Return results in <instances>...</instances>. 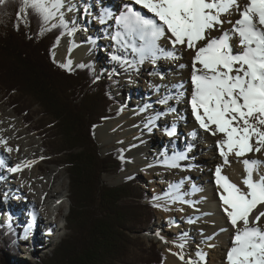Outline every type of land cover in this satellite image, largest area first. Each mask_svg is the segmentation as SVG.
<instances>
[{
	"label": "snow or ice",
	"instance_id": "snow-or-ice-1",
	"mask_svg": "<svg viewBox=\"0 0 264 264\" xmlns=\"http://www.w3.org/2000/svg\"><path fill=\"white\" fill-rule=\"evenodd\" d=\"M5 3L0 0V5ZM92 7L82 4L83 17L93 15ZM26 11L39 18L41 31L49 30L44 26L50 25L62 28L61 36L72 37L79 30L76 18L66 19V12L79 11L73 0H20L17 18ZM96 19L102 25L114 21L109 25L115 29L111 60L125 70H138L146 61L155 65L160 59H178L179 50L190 51L192 91L188 103L192 115L201 129L220 135L216 143L225 164L234 156L245 171L242 188L223 174V166L215 169L222 211L233 229L226 264H264V173L260 171L264 160L247 158L249 153L264 152V0H128L118 15L101 7ZM162 40L171 47L163 46ZM70 65L69 59L62 67L70 70ZM151 74L164 78L162 73ZM174 87L176 96L166 95L158 103L168 104L184 95L179 91L183 84ZM149 107L145 105L141 111ZM168 111L175 109L169 107ZM164 114L150 117L148 125L155 126V120ZM166 132L173 136L175 128ZM185 159V152H173L159 163L176 168ZM19 168L16 165L9 171ZM182 184H170L163 198L194 203L184 199L187 193L180 191ZM193 191L199 189L193 186ZM196 256L199 260L189 258L187 264H199L206 254L198 251Z\"/></svg>",
	"mask_w": 264,
	"mask_h": 264
},
{
	"label": "trees",
	"instance_id": "trees-1",
	"mask_svg": "<svg viewBox=\"0 0 264 264\" xmlns=\"http://www.w3.org/2000/svg\"><path fill=\"white\" fill-rule=\"evenodd\" d=\"M19 9L20 0L0 5V86L41 108L57 138L50 153L66 165L69 184L67 234L51 253L28 264H133L142 249L135 235L154 221V206L132 179L116 185L101 180L123 168L122 151L102 156L92 134L95 124L120 111L113 110L108 85L94 76L91 64L65 70L53 60L63 29L46 25L49 30L41 31L39 18L26 11L18 19ZM151 251L144 264H162L160 250L152 245ZM17 252L16 232L0 226V264H10L9 254Z\"/></svg>",
	"mask_w": 264,
	"mask_h": 264
},
{
	"label": "bare ground",
	"instance_id": "bare-ground-1",
	"mask_svg": "<svg viewBox=\"0 0 264 264\" xmlns=\"http://www.w3.org/2000/svg\"><path fill=\"white\" fill-rule=\"evenodd\" d=\"M74 3L77 5V8L79 11L73 13L68 12L66 15L67 19L71 20L72 18H76L77 24H84L86 25V31L90 32L91 41H94L89 43L88 47L90 49L89 52H87L85 55L86 49H79L77 48L75 43H79L81 41V36L73 35L72 37H68L67 40L62 41V45L64 43L66 44V48H72L71 51L69 49L62 50L61 56H59V60L55 59L54 61L59 64L61 67L62 65H65L68 63L69 59L71 60V66L77 65V63L81 59H85L86 57H93L95 56V49H99L100 46L106 47L107 45H111L113 47L114 41L111 39V37L106 38L104 36H101L102 33L98 30L96 31L94 28V24H89L84 19H80L81 15V6L83 3L87 2L90 5H92V10L96 6L101 7H114L116 5L120 6V9H123V5L128 2V0H73ZM100 7V8H101ZM138 8L140 6H137ZM99 8V10H100ZM144 12L148 15H151L150 13H147V10H144ZM116 14V13H115ZM98 13L94 14V17ZM232 19H235L237 17L233 16ZM94 19V18H92ZM113 22V21H112ZM109 24V22H108ZM103 24V26L108 25ZM100 26L102 24L99 23L97 19L96 26ZM225 27H230V25H225ZM115 29L113 28V31ZM95 31V32H93ZM216 33H214L215 35ZM161 44L167 48H170L171 45L168 44L167 40H162ZM92 47V48H91ZM110 48V47H109ZM101 49V48H100ZM114 48H111V51L109 52L108 56L110 58V61L106 64V67H110L114 69L115 62L111 60V54L113 53ZM83 55V56H82ZM178 59H160L158 65H149L150 68H153L152 66H155L154 69H151L153 73L158 72L161 73L163 71L167 70H175L176 72H180V75L178 76H168L169 78V85L163 86L165 84L164 78L161 79V77L157 78L155 76H149V74L145 71V66L142 64V66H138V73L140 75H143L144 78L148 83L152 84V88L147 93H150L153 88H157L156 86H159L158 93L155 91L152 94H150V97L144 96L145 92L144 90L147 89H141L140 87L133 86L132 88V95H137V101H129L130 103L127 105L128 107H131V113L132 119L128 120L127 124H136L141 123L140 130H142L141 136H139L133 144L129 147L127 153L128 154H141L144 151L148 153L149 157H153L155 159V162L153 163L151 160L150 165L154 169H163V172L158 174V179L161 181L163 177H165L167 180L170 181L171 184H178L181 181H183V184L181 186L180 191L183 192V189H186V192H189L184 199L193 201L192 205H194V211L188 209V214L191 215V221L185 223V225L178 229L177 235L174 238H169L170 240H167L166 242V248H165V255L168 264H187L189 258L199 260V258L196 256V253L199 251L196 249V244H188L187 242L190 240L191 237L193 239L197 240L196 243H200L202 239L206 238H213L216 234L213 233V231L216 229L215 224L213 222H209L208 219L204 218V210L199 207V203L197 204V198H202L206 202L215 201L216 199H219V191L218 186L215 183L216 177H215V169L218 165L223 166L222 172L224 175L228 176V178L233 182L236 183L240 187H244L242 184V179L245 175L244 166L243 164L237 160L234 156L229 157V163L225 164L224 159L221 157L217 143L216 141L220 139V135L213 136L208 131H205L201 129L198 125V122L194 119L191 111V107L188 103L189 98L191 96L192 91V85L190 82V75H191V53L189 50H179L176 53ZM131 56V54H129ZM181 57V58H180ZM183 64L185 65V70L179 68V65ZM64 69H67L68 67H62ZM134 71V70H133ZM130 77V76H129ZM165 77V76H164ZM178 77V78H177ZM183 83V88L179 89V91L183 92L184 95L179 99L180 101H184L185 104H181L177 101V99L172 100L170 99L168 102H171L170 107L178 109L180 112L184 113L186 111V114L183 116L182 121L183 123H179L176 119L167 120L168 115L160 116L158 119L155 120V126L148 125V120L150 117L156 116L157 113H161L160 107L162 108L164 105L156 102V101H150V99L153 97L159 96V98H163L166 93H173L172 97H175L177 94L178 89L174 87L173 83H176V81H179ZM140 88V89H139ZM165 88V89H164ZM164 89V90H163ZM190 89V91H189ZM159 90L161 92H159ZM125 91V90H124ZM131 92V91H130ZM135 92V93H133ZM141 95H143L141 97ZM160 100V99H159ZM126 103V100H124ZM150 101V102H149ZM180 103V104H179ZM145 105H151V107L145 109L144 111H141V109L145 108ZM179 105L180 108H179ZM168 106V105H167ZM166 108V107H165ZM164 113V112H162ZM7 113L3 112L0 109V161H3V166H0V173L3 171L4 173L2 175H7L8 177H12L13 180H8L7 182L2 181V176L0 175V191L2 192V199L0 194V220L9 222L11 225L13 224L14 228H16V231L18 233H23L20 237V241L26 242L28 244L26 247L27 249H30V253L32 251L38 252L41 249H46L48 246L52 245L51 243L57 238L55 235L57 232L60 233V224L57 226L55 225V221L51 220V217H56V211L58 208H52L51 205L53 201H55V198H58L60 196H65L66 200L68 202V195H67V187L64 186L62 183L57 184V178L59 171L56 172V170L53 169H46L44 166L42 168L41 164L38 163L37 158L40 156V153L42 152V148H33V146L37 143L36 140H34L32 137H24L20 138V136L26 132L25 129H29L26 127L24 130H21L19 128H9L8 126L13 123L12 119L6 120ZM5 118V119H4ZM2 119H4L2 121ZM177 121V123H176ZM126 124V125H127ZM175 128L176 131L178 130V126L180 125H188L189 124V134L188 140H192V144L194 145L191 150H193L194 154L190 156L189 153L185 151V144L183 146V149L181 151L179 150V147L181 146L180 143H178L176 135H173V137L166 134V129ZM18 125V124H17ZM147 125V126H146ZM148 126L159 130V133H154L156 135V139H154L150 133L151 129L148 130ZM178 127V128H177ZM104 125L101 127H96L94 129V133H97L102 130H104ZM138 127H136L137 129ZM186 128L182 129L185 130ZM192 130L195 131V135H192ZM157 134H159V137L162 134L163 140L165 146H163V142L158 144ZM166 134V135H165ZM158 137V138H159ZM100 139V138H99ZM97 139V141H99ZM201 139H206L208 144L206 146L200 143ZM41 145V144H40ZM205 146V148H204ZM11 149V151H9ZM161 149V150H160ZM173 149V151L170 152V150ZM185 152L187 155V159L180 161V167L172 168L167 167L159 161H162L165 158V155L171 156L173 152ZM247 158L253 159V158H259L261 160H264V152L262 153H249L247 154ZM188 159L191 162H194L196 159V164L199 165L198 167V173H195L191 171L188 167H184V165L187 166ZM185 163V164H184ZM16 165H20V168L18 171L10 172L9 168L15 167ZM230 166V167H229ZM32 168L31 170H27L26 175L24 173V169L26 168ZM235 171V172H234ZM262 173H264V167L260 169ZM46 172L45 176L40 177L43 175V173ZM54 173V174H53ZM188 175V179L187 176ZM240 175V176H239ZM151 177H155V175L150 174ZM31 177L37 178L40 177L41 187H38V182L35 184V182L31 181ZM150 178V177H149ZM196 179L193 180V185L195 186L196 183L202 184L203 186L209 187V191L201 190L199 191V194L191 193L192 190V184L189 179ZM4 179V178H3ZM25 180V181H24ZM64 182V181H62ZM9 184H12L9 185ZM30 184V185H28ZM199 185L196 186L199 187ZM36 186V187H35ZM164 190L167 192L169 191V187L164 183ZM208 190V188H207ZM69 192V191H68ZM19 194H23V198H17ZM13 195L16 197L14 198ZM164 197V195H163ZM19 200V201H18ZM218 206H220L221 209L218 210L215 209L214 205V211L218 212L220 214V217L222 221H224L225 229L223 234L216 235V245L214 247H211L210 251H213L210 257V259L207 260L205 257L204 260L199 261V264H226L225 256L227 249L231 247V237L233 235V229L228 222L226 215L222 211V204L220 199L218 200ZM172 202H174L172 200ZM179 203V202H178ZM51 204V205H50ZM179 207H182V209H185V206L183 203L178 204ZM178 208V207H177ZM187 208V206H186ZM35 213V215H34ZM182 213V212H181ZM204 213V214H203ZM47 215V217H46ZM28 218V220H27ZM25 219V220H24ZM264 220V218H262ZM166 221V220H165ZM173 221V220H172ZM170 220V222H172ZM188 221V220H187ZM212 221V220H211ZM221 224V223H220ZM47 226V228H45ZM221 226V225H220ZM42 228H45L46 232H42ZM56 229L55 234L48 233L47 230L49 229ZM222 228V227H221ZM213 229V230H211ZM164 229H162L163 231ZM15 231V230H14ZM181 233V234H180ZM165 232L157 231L156 235L160 236L161 238H165L164 235ZM48 238H47V237ZM211 236V237H210ZM182 241H186V245L184 244L183 248L180 247ZM30 243V244H29ZM187 246H189L187 248ZM181 248V249H180ZM32 250V251H31ZM179 251V252H178ZM205 253V251H204ZM33 254V253H32ZM183 256L184 259L181 260L180 256Z\"/></svg>",
	"mask_w": 264,
	"mask_h": 264
},
{
	"label": "rangeland",
	"instance_id": "rangeland-1",
	"mask_svg": "<svg viewBox=\"0 0 264 264\" xmlns=\"http://www.w3.org/2000/svg\"><path fill=\"white\" fill-rule=\"evenodd\" d=\"M74 2V1H73ZM101 6H96L93 10L92 13L93 15L90 17H83V13L81 11V15H80V19L82 20H86L87 23L89 24V26L91 24H94V26L92 28H94L96 31H100L102 33L101 36H104L106 38L111 37L112 33H113V28L114 27H109V25L114 24V21H109L108 25H101L100 26H96L97 23V19L94 17L95 13L99 14V8ZM134 7L138 8L136 5H134ZM82 9V6H81ZM109 9L112 10V12L115 15H118L119 12L121 11L120 6L116 5L114 7H109ZM144 11V10H143ZM68 14V12H66V15ZM22 16L25 15V13L21 14ZM94 18V19H92ZM67 19V17H66ZM78 28L79 30L77 32L74 33L75 35L81 36V41H79V43H75L77 46V48H81V49H86L84 55L90 51L88 45L89 43H91L90 39L92 36L90 35V32L86 31V25L84 24H78ZM95 32V31H93ZM61 35V34H60ZM69 36L64 35V36H60L59 40H57L56 42V46L55 48L52 50V57L55 58L56 60L60 61L59 56H61L62 50H66V49H72V48H66V44L64 43V45H62V41L63 40H67ZM94 38V37H92ZM110 47V48H109ZM92 48V47H91ZM101 48V49H100ZM100 48L95 49V56L91 57H86L85 59H81L77 65L79 64H91V68L93 70L94 76L103 81L106 82V84L108 85V89L110 92L111 97L114 100L113 103V110L118 109L120 111L119 115L116 116H112L109 118H105L103 119L102 123L99 124H95L93 129H92V134L93 137L99 147V152L100 154L103 156L105 155L107 152H109L112 149H120V151H122L119 155L123 158V168L119 171V172H110V173H105L101 176V180L109 185H116L119 184L121 182L127 181V180H134L136 182V185L141 187V190L143 192L144 197L146 198V201L152 202L153 203V209L152 211L154 212V221L148 225L142 232L137 233L135 235V237L137 236V240L140 241L139 246L142 247V249L139 247V250L137 249L135 251V260L133 264H144V263H149L150 262V256L152 254L151 248L152 245H154V248H156L157 250H160V252L162 253L163 256V263L162 264H168L167 259H166V255H165V248L167 247L166 242L167 240H170L169 238H174L178 232V229L182 228L185 223L191 221V215H187L188 214V209L193 210L194 211V205L189 204V203H183L182 201H174L172 202L171 199H165L163 198L164 193H166L167 191L164 190V183L165 186L167 185L169 187V185L172 183H170L169 180H167L165 177H163V179H161V181H159V177L158 174L163 172V169H154L151 165H150V160L154 163L155 159L153 157H149L150 155L148 153H146V151H144L141 154H128L127 151L129 149V147L133 144V142L142 134V130H140V125L141 123H136V124H127L129 119H132V116L130 115L131 113V107H128L127 105L130 103L129 101H133V99H135L134 101H137V95L133 94L132 95V87H140L141 89H145V87H147V89H145L143 93H145L144 96L150 97V94H152L153 92H157L158 93V89L159 88H153V90L150 93H147L150 88H152V84L148 83L146 81V79L144 78L143 75H140L138 73V71L136 72V70H125L124 67H122L120 64L115 62L114 65V69L110 67H106V64L104 65V63H108L110 61V58L108 56L109 52L111 51V45H107L106 47H102V45L100 46ZM83 56V55H82ZM129 59H131V56H128ZM181 58V57H180ZM53 59V60H55ZM162 60V59H161ZM170 60V59H168ZM152 63L150 62H145L143 63V65L145 66V71L149 74V76H155L157 78L161 77L158 74H151L153 73L151 71V69H154V67L156 65L159 64V61H157V63L155 64V66H152L153 68H150L149 65H151ZM71 66L70 70L73 69L75 66ZM154 65V64H153ZM183 65V64H180ZM179 65V68H181ZM139 66H142L139 65ZM185 68L187 67H183L181 69L185 70ZM64 69V68H63ZM65 70H69V68L65 69ZM158 73V72H155ZM163 74L164 80H165V84H163V86H168L169 83V78L168 76H171L173 74V76H178L180 75V72H176L175 70H167V71H163L161 72ZM130 76V77H129ZM178 78V77H177ZM168 84V85H167ZM174 85H180L183 84L182 82L176 81V83H173ZM4 87L1 85L0 86V109L7 113V117L6 120L8 119H12L13 123L10 124L8 127L11 129L15 128H19L21 130H24L26 127H28L29 129H25L26 132L23 133L20 138H24V137H32L34 140H36V144L33 146V148L37 149V148H42V152L40 153V156L37 158L38 163L41 164L42 168L43 166L46 169H53L59 171L58 173V178H57V184L60 185V183H62L64 186L67 187V195H69V184H68V179H67V169H66V165H64L61 161L62 159L56 154L53 155L50 152L55 151L56 149V142H57V138L55 135V130L53 128H50V126H46V120L44 118V113H42L41 108L30 98H28L27 96H23L20 93H10V95L8 94V92H6L4 89ZM192 88V87H191ZM140 89V88H139ZM165 89V88H164ZM163 89V90H164ZM125 90V91H124ZM131 91V92H130ZM190 91V89H189ZM159 92H161L159 90ZM135 93V92H133ZM173 96V93H166L165 96ZM143 95H141L142 97ZM159 96L157 97H152L150 99V101H159ZM126 100V103L125 101ZM172 100H175V98H173ZM133 101V102H134ZM149 101V102H150ZM178 102H180L181 104H185L184 101H180L177 100ZM35 103V104H34ZM179 103V104H180ZM171 102H168V104H162L164 105L162 108L160 107L161 111L159 112H164L167 113L164 116L168 115L167 120L171 119L170 121H172L173 119H176L179 123H183L182 118L183 116L186 114V111L184 113L180 112L178 109H175V111H168V108L170 107ZM168 105V106H167ZM181 105H179L180 108ZM166 107V108H165ZM5 119V118H4ZM2 119V121L4 120ZM176 121V123H177ZM18 124V125H17ZM127 124V125H126ZM102 125H104V130L94 133V129L96 127H101ZM136 127H138L136 129ZM170 124H169V129L170 128ZM179 127V128H178ZM178 130L176 131L175 129V135L177 138L178 143L181 144V146L179 147V150L181 151V149H183V146L185 144V151L187 153L190 154V156H192L194 153L192 149V147L194 146L192 144V140H188V136H190L189 132V124L184 126V125H180L178 126ZM38 128V129H36ZM186 128L185 130H182ZM151 129V133L150 135L156 139V135H154V133H159L158 129H153L151 127L148 126V130ZM168 129V128H167ZM194 131L192 130V133ZM43 134H45V136H43ZM167 134V132H166ZM165 134V135H166ZM157 139H158V144L163 142V146H165L164 142L166 143V141L163 140L162 134L159 137V134H157ZM168 135V134H167ZM159 137V138H158ZM173 137V136H171ZM100 138V139H99ZM97 139H99V141H97ZM206 139H201L200 143L206 146L207 141L205 142ZM41 144V145H40ZM192 146V147H191ZM204 146V148H205ZM161 150V149H160ZM173 151V149L170 150V152ZM179 151V152H180ZM51 154V155H50ZM149 155V156H148ZM149 160H147V159ZM197 159L194 162H191L189 159L187 161V166L184 165V167H188L189 169H191V171L198 173V167L199 165L196 164ZM185 164V163H184ZM230 167V166H229ZM32 168H26L24 169V173L26 175L27 170H31ZM235 172V171H234ZM4 172L2 171L0 173V175L2 176V181L7 182L8 180H13L12 177H8L7 175H2ZM46 172L43 173L42 176H45ZM54 174V173H53ZM150 174L155 175V177H151ZM240 176V175H239ZM40 177L37 178H33L31 177V181L35 182L34 185H36V183L41 180ZM150 177V178H149ZM188 179V175L186 176ZM4 178V179H3ZM258 178V177H255ZM197 179V178H196ZM196 179L192 178L189 179L192 187L194 186L193 183ZM199 179V178H198ZM197 179V181H198ZM25 181V180H24ZM64 181V182H62ZM179 184V183H178ZM195 184V183H194ZM12 186V184H9ZM30 185V184H28ZM199 185V183H196L195 187ZM38 187H41L40 182H38ZM36 187V186H35ZM199 189V191L204 190L210 192L209 187L207 186H203L202 184L199 185V187H197ZM208 188V190H207ZM199 191H193V188L191 190V193H195L199 194ZM183 193H187L189 194V192H186V189H183ZM1 194V199H2V192L0 191ZM23 194H19L17 195V198H23L22 196ZM13 197L15 198L16 196L13 195ZM157 197H160V199H156ZM56 200L53 201L51 207L52 208H58V215L56 217H51L52 221H55V225H59L61 226V230L60 233H52L55 234L57 236V238L51 243L52 245L48 246L46 249H41L38 252H34L32 251V253H30V249H27L26 247H28L26 244V242H22L20 241V237L23 233H18L16 231V228H14L13 224L11 225V228L13 230L16 231V238H17V242H18V252L17 253H10L8 256L9 259V263L10 264H28V263H33L36 260L45 257L46 254H49L52 252V250L55 248V246L60 242V240L65 237V235L67 234V230L64 228V217L68 214L69 211V201L67 202L66 197L64 196H60L58 198H55ZM219 199H216L215 201H211V202H206L204 201V199L202 198H197V204L199 205V207H201V209L204 210V218L208 219L209 222H213L216 223V229L213 231L214 234L218 235V234H223L224 231H221V229H225L224 225V221H222L220 214L216 211H214V205L215 209L218 210L220 206H218V201ZM19 201V200H18ZM183 203L185 206V209H182V207H179L178 204L179 203ZM156 205H160V206H156ZM178 207V208H177ZM264 210V209H261ZM182 212V213H181ZM47 217V215H46ZM25 220V219H24ZM28 220V218H27ZM166 220V221H165ZM170 220L172 222H170ZM188 220V221H187ZM212 220V221H211ZM9 222H5V221H1L0 220V226H6L5 224H8ZM221 223V224H220ZM221 225V226H220ZM222 227V228H221ZM54 229V228H53ZM162 229H164L162 231ZM52 229H49V231L47 230L48 233H51ZM213 230V229H211ZM157 231L160 232H165V238H161L160 236L156 235ZM42 232H46L45 228H42ZM181 234V233H180ZM216 235L212 238H204L202 239V241H200V243H196L197 240L193 239V237L190 238V240L187 242L189 245L192 244H196L197 247L196 249L199 250L200 252L205 251L206 254V258L207 260L210 259L212 252L211 247L209 245H216ZM47 237V236H46ZM48 238V237H47ZM181 243L184 245L186 243V241H182L181 239ZM30 244V243H29ZM186 245V244H185ZM137 247V248H138ZM189 246H187L188 248ZM181 249V248H180ZM179 252V251H178ZM189 260V259H187ZM216 264H218V262L215 261ZM220 264V263H219Z\"/></svg>",
	"mask_w": 264,
	"mask_h": 264
}]
</instances>
